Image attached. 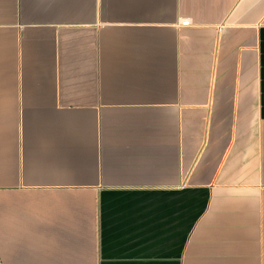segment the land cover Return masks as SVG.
Wrapping results in <instances>:
<instances>
[{
  "label": "crops",
  "instance_id": "obj_1",
  "mask_svg": "<svg viewBox=\"0 0 264 264\" xmlns=\"http://www.w3.org/2000/svg\"><path fill=\"white\" fill-rule=\"evenodd\" d=\"M0 264H264V0H0Z\"/></svg>",
  "mask_w": 264,
  "mask_h": 264
},
{
  "label": "built area",
  "instance_id": "obj_2",
  "mask_svg": "<svg viewBox=\"0 0 264 264\" xmlns=\"http://www.w3.org/2000/svg\"><path fill=\"white\" fill-rule=\"evenodd\" d=\"M180 24L183 26H189L191 24V20L189 19H181Z\"/></svg>",
  "mask_w": 264,
  "mask_h": 264
}]
</instances>
